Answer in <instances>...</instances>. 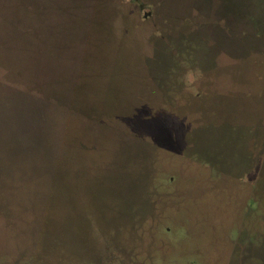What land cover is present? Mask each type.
<instances>
[{"label": "rangeland", "instance_id": "rangeland-1", "mask_svg": "<svg viewBox=\"0 0 264 264\" xmlns=\"http://www.w3.org/2000/svg\"><path fill=\"white\" fill-rule=\"evenodd\" d=\"M0 264H264V0H0Z\"/></svg>", "mask_w": 264, "mask_h": 264}]
</instances>
